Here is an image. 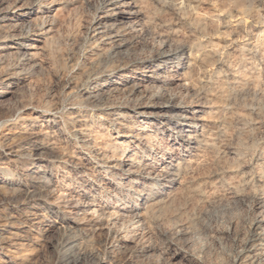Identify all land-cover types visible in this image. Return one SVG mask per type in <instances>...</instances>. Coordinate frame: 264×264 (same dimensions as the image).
I'll use <instances>...</instances> for the list:
<instances>
[{
	"label": "rangeland",
	"instance_id": "rangeland-1",
	"mask_svg": "<svg viewBox=\"0 0 264 264\" xmlns=\"http://www.w3.org/2000/svg\"><path fill=\"white\" fill-rule=\"evenodd\" d=\"M263 228L264 0H0V264H264Z\"/></svg>",
	"mask_w": 264,
	"mask_h": 264
},
{
	"label": "bare ground",
	"instance_id": "bare-ground-1",
	"mask_svg": "<svg viewBox=\"0 0 264 264\" xmlns=\"http://www.w3.org/2000/svg\"><path fill=\"white\" fill-rule=\"evenodd\" d=\"M122 6H125V5H130V3L128 2V3H126V2H124V3H122L121 4ZM35 12V11H34ZM122 13H127V14H137V12H135V11H132V9H129L128 11H125V10H123V11H121ZM32 15H33V12L32 11H25L24 13H22L21 14V18L22 19H28V18H30V17H32ZM124 17V15H122V18ZM126 17H127V15H126ZM121 18V19H122ZM166 54V52L165 51H163V50H160L159 52H158V58H160V57H162V56H164ZM166 62V63H165ZM158 66H161V68L162 69H164L165 67H168L169 66V62L167 63V60H164V62L163 61H161V62H158ZM143 68V67H142ZM150 69V68H149ZM155 70V69H154ZM152 71V70H151ZM117 77V76H116ZM127 77H128V75H123V74H120V75H118V77L116 78V79H114V80H109L110 78H104V79H102L101 81H100V86L103 88V89H108L109 90V88H113L114 86H117V85H121V86H123L124 87V90H127V89H130V88H135L136 86H137V84H138V82H136L135 80H131L132 81V85H129L128 84V82H127ZM132 78V77H131ZM134 79H135V77H134ZM140 82V81H139ZM121 86H120V88H121ZM100 88V87H99ZM156 158H157V156H156ZM161 162H164V161H161ZM131 165H135V168H137V169H139L142 165H143V163H141L140 161H136V160H134L133 158H132V160H131V163H130ZM161 164V163H160ZM146 166V165H145ZM131 167V166H130ZM162 167V166H161ZM129 169L130 168H128V171H129ZM153 169V168H152ZM163 169V168H162ZM138 170H135V171H132V172H134V173H136ZM153 171V170H152ZM131 172V173H132ZM130 173V172H129ZM151 177V176H150ZM170 180V179H169ZM172 180V179H171ZM171 183V182H170ZM164 186H167V187H171V185L170 184H168V183H166V184H164ZM147 204V203H146ZM155 205V204H154ZM153 207V206H152ZM155 208V207H154ZM149 212H153L152 210H148ZM153 214V213H152ZM147 215H149V214H147ZM153 217H154V215H153ZM140 221V220H139ZM155 229H157L156 228V226L154 225V223L153 224H151L150 225V228H149V230H148V233H151V232H153ZM262 232H263V234H264V228L262 229Z\"/></svg>",
	"mask_w": 264,
	"mask_h": 264
}]
</instances>
